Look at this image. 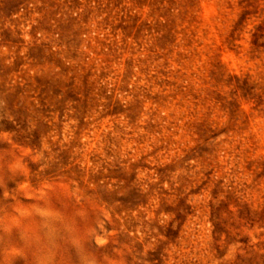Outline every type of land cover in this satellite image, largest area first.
<instances>
[{"label": "rangeland", "instance_id": "rangeland-1", "mask_svg": "<svg viewBox=\"0 0 264 264\" xmlns=\"http://www.w3.org/2000/svg\"><path fill=\"white\" fill-rule=\"evenodd\" d=\"M0 264H264V0H0Z\"/></svg>", "mask_w": 264, "mask_h": 264}]
</instances>
